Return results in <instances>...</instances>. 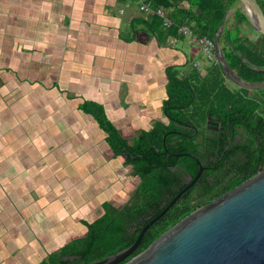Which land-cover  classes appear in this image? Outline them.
<instances>
[{
	"label": "crops",
	"instance_id": "1",
	"mask_svg": "<svg viewBox=\"0 0 264 264\" xmlns=\"http://www.w3.org/2000/svg\"><path fill=\"white\" fill-rule=\"evenodd\" d=\"M150 18L139 0H0V264H40L85 236L105 201L134 195L139 179L79 107L102 106L132 144L168 123L167 70L205 76L212 64L187 37L152 32Z\"/></svg>",
	"mask_w": 264,
	"mask_h": 264
},
{
	"label": "trees",
	"instance_id": "2",
	"mask_svg": "<svg viewBox=\"0 0 264 264\" xmlns=\"http://www.w3.org/2000/svg\"><path fill=\"white\" fill-rule=\"evenodd\" d=\"M147 1L154 7L163 8L173 22L166 27L160 16H150L147 24L152 32L162 34V38L170 35L181 38L184 35L179 33V29L186 26L198 37L211 40L218 36L229 11L240 3L239 0ZM185 2L188 3L187 7L184 6ZM258 2L264 10V0ZM244 25H251L249 18L241 7L236 8L232 17L226 20L225 31L220 35L219 42L230 67L237 75L248 82L262 83L264 72L254 67L264 68V36L250 39L243 32ZM229 43L233 44L238 53L229 47ZM240 55L245 56L246 60ZM179 75L175 68L167 70V98L163 102V113L168 123L157 122L150 130L140 132L132 144L108 119L102 106L86 102L79 107L92 114L100 128L107 133L106 140L110 148L116 156L124 158L126 166L133 167L131 175L136 176L140 182L134 195L123 207H114L105 201L102 216L92 222L83 221L87 228L85 236L73 239L49 253L40 264H87L130 246L138 238L148 221L163 210V192L171 190L178 182V174L173 169L181 166L182 171L190 175H195L199 170L196 161L188 157H170L166 152L184 150L183 145L174 143V139L179 137L176 130L180 122H193V118L205 120L209 111L225 119V123L231 122L236 126L249 128L256 122L260 103L241 93L247 90L227 88L226 77L219 63L213 62L205 76L196 68L188 76ZM192 107L196 108L194 112ZM249 177L232 179L225 191L240 185ZM204 204V199L198 204H193L192 200L178 203L146 230L137 250L129 258L147 249L163 232ZM70 256L79 258L65 260Z\"/></svg>",
	"mask_w": 264,
	"mask_h": 264
},
{
	"label": "water",
	"instance_id": "3",
	"mask_svg": "<svg viewBox=\"0 0 264 264\" xmlns=\"http://www.w3.org/2000/svg\"><path fill=\"white\" fill-rule=\"evenodd\" d=\"M252 28L264 36V10L258 0H239ZM228 14L214 39L217 62L225 77L240 89H264V82L242 79L230 67L220 45ZM229 47L236 53L232 43ZM243 60L245 56L240 55ZM264 72V68L254 67ZM201 175L203 167L198 162ZM187 186L163 210L150 219L128 247L87 264H264V170L245 180L210 203L194 210L156 238L139 254L129 258L140 245L146 230L178 200ZM78 256L66 257L74 260Z\"/></svg>",
	"mask_w": 264,
	"mask_h": 264
},
{
	"label": "flooded vegetation",
	"instance_id": "4",
	"mask_svg": "<svg viewBox=\"0 0 264 264\" xmlns=\"http://www.w3.org/2000/svg\"><path fill=\"white\" fill-rule=\"evenodd\" d=\"M230 84L232 85V82L226 78L227 88L240 89H232ZM241 93L246 98L260 103L256 122L249 128L236 126L231 122L225 123V119L213 111H209L205 120L193 118V122L184 120L177 124L176 135L179 137L174 139V143L183 145L184 150L166 152L170 157H188L197 164L200 162L203 170L194 181L198 172L190 175L182 171L181 166L174 168L173 172L178 174L179 180L171 190L166 189L163 192V208L187 186L189 188L181 194L172 208L187 200L198 204L204 199L206 205L225 194V189L232 179L252 177L264 170V95L250 90ZM191 110L194 112L196 108L192 107Z\"/></svg>",
	"mask_w": 264,
	"mask_h": 264
},
{
	"label": "built area",
	"instance_id": "5",
	"mask_svg": "<svg viewBox=\"0 0 264 264\" xmlns=\"http://www.w3.org/2000/svg\"><path fill=\"white\" fill-rule=\"evenodd\" d=\"M139 8L140 10L150 16L158 15L160 16L166 27H169L173 22L169 18L167 12L161 7H154L151 2L147 0H139ZM179 33L184 36H189L191 38V42L197 45L204 53L207 55L209 61L211 63H218L215 50H214V40H211L207 37L201 38L192 32L188 27L182 26L179 29Z\"/></svg>",
	"mask_w": 264,
	"mask_h": 264
},
{
	"label": "rangeland",
	"instance_id": "6",
	"mask_svg": "<svg viewBox=\"0 0 264 264\" xmlns=\"http://www.w3.org/2000/svg\"><path fill=\"white\" fill-rule=\"evenodd\" d=\"M240 5H241V7H242V9L244 10V8H243V6H242V4L240 3ZM140 9V8H139ZM232 13V10L231 11H229V15ZM245 31L247 32V29H245ZM185 37H187L188 39H187V41H186V45H187V47H189V45H188V41L190 40V42H191V38L189 37V36H185ZM194 44V43H193ZM195 45V44H194ZM197 46V45H196ZM198 47V46H197ZM188 49H190V48H188ZM198 59H201V60H203V61H209V59H208V57H207V55L204 53V51L203 50H201L200 51V54H199V56H198ZM210 62V61H209ZM192 67H193V65L192 64H190ZM190 66V67H191ZM186 69H187V67H186ZM230 81V80H229ZM230 83V82H229ZM228 83V84H229ZM231 85V84H230ZM232 87V89H236L237 88V86L236 85H233V83H232V85H231ZM238 89V88H237ZM257 93H262V95H264V89H262V90H257L256 91ZM262 103V102H261ZM263 104V103H262ZM263 107H264V105H263ZM130 168H131V170H133V168H132V166L130 165L129 166ZM104 193H107V191H104ZM117 207H121V205H118ZM43 230V229H42ZM41 230V231H42ZM43 231H45V230H43ZM44 239H45V237H43ZM47 239V238H46ZM19 259V258H18ZM19 261H21L20 259H19ZM26 262V264H28V261L26 260L25 261ZM34 262H36V261H34ZM36 264V263H35Z\"/></svg>",
	"mask_w": 264,
	"mask_h": 264
}]
</instances>
